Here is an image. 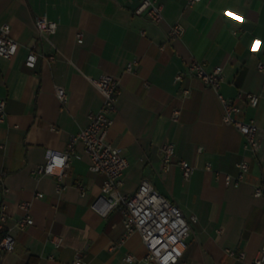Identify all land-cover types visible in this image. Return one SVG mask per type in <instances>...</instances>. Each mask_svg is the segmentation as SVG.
Wrapping results in <instances>:
<instances>
[{
    "label": "crops",
    "instance_id": "crops-1",
    "mask_svg": "<svg viewBox=\"0 0 264 264\" xmlns=\"http://www.w3.org/2000/svg\"><path fill=\"white\" fill-rule=\"evenodd\" d=\"M157 1L159 22L134 14L137 0H0V27L8 23L18 44L13 56H0V206L16 240L12 251L0 252V264H71L76 256L87 264H139L145 255L140 234H125L120 210L103 216L93 206L104 176L88 170L81 142L70 154L63 189H56L54 175L32 172L47 150H64L101 107L91 79L102 73L119 78L107 139L128 160L120 191L132 194L145 177L189 220L183 258L174 264H253L264 246V71L257 68L264 62V0ZM41 15L57 22L45 37L34 25ZM175 23L183 32L170 38ZM31 50L33 67L25 64ZM192 61L222 66L219 92L240 108L236 118L260 128L258 150L245 149L238 129L222 121L215 90L191 74L175 79ZM56 86L66 92L64 103ZM246 92L257 94L256 106ZM165 144L174 149L167 167ZM181 159L194 166L187 178ZM242 159L248 162L244 179L226 185L225 175H235ZM77 182L86 186L84 194ZM23 200L33 223L19 229ZM57 237L60 245L53 242ZM126 254L135 260L127 262Z\"/></svg>",
    "mask_w": 264,
    "mask_h": 264
},
{
    "label": "built area",
    "instance_id": "built-area-1",
    "mask_svg": "<svg viewBox=\"0 0 264 264\" xmlns=\"http://www.w3.org/2000/svg\"><path fill=\"white\" fill-rule=\"evenodd\" d=\"M200 0H187L189 5ZM136 15H144L153 22H159L162 15V5L157 0H137L133 8ZM34 25L38 36L45 37L55 32L57 22L47 18L45 15L36 16ZM10 26L4 23L0 27V56L10 58L17 49V42L9 34ZM183 27L179 23L171 25L168 35L170 38L178 37L182 34ZM77 41H82L81 31L77 32ZM163 44L160 45L162 49ZM54 58L53 55L49 56ZM37 59L36 53L31 50L28 52L25 64L29 67L35 65ZM128 62L126 68L130 70L132 63ZM257 68L264 71V62L258 61ZM191 74L198 77L202 83L215 90L219 101L222 104V121L225 124L234 125L244 138L243 146L252 152L258 150L260 146L259 134L260 128L253 120L244 121L235 117L240 108L231 98H227L219 92L220 83L223 79V68L216 65L207 69L206 64L200 61L190 62L185 71L176 74L175 79L181 80L184 74ZM92 84L102 97L101 107L89 115V122L78 132L72 134L64 150H47L45 161L38 164L34 169L35 175L51 174L56 178V189L61 190L65 187L64 176L66 168L69 166L70 154L74 150L77 142H81L85 151L89 155L88 170L93 173H101L104 176L101 194L94 200L93 206L103 216L112 209H118L123 215L125 234L137 231L140 234L145 246L146 253L139 264H174L183 258L187 238L190 234L189 220L184 215L181 208L165 195L158 192L147 178H142L137 189L132 194H125L120 191L123 183V173L128 166V160L122 154L121 148L114 145L107 139V133L113 123L112 114L117 109V100L120 94L119 78L109 74L102 73L96 78L91 79ZM56 96L61 103L67 99L63 87L56 86ZM247 101L250 105L256 106L258 102L257 94L246 92ZM178 110H175L173 117L176 118ZM5 118V102L0 100V121ZM163 161L165 167L168 166L170 158L174 153L172 144L162 146ZM184 176L187 178L193 172L194 166L186 160L178 161ZM237 172L235 175L226 174L224 182L226 185L237 186L244 179L248 171V162L240 160L236 162ZM205 168L211 169V164L206 163ZM218 174V172H215ZM81 194L86 191V186L82 182H77ZM261 188L256 187L254 195H259ZM35 196L40 198L42 192H36ZM23 214L17 219L16 226L24 229L33 223L30 214L29 201L23 200L19 203ZM194 219V216L191 217ZM6 214L4 207L0 206V252L12 251L15 247V237L5 229L4 221ZM55 245H60V238H53ZM229 254L233 251L227 249ZM243 256V252H240ZM124 259L127 262H133L135 257L132 254H126ZM71 264H87L81 257L76 256ZM253 264H264V246L259 254L253 259Z\"/></svg>",
    "mask_w": 264,
    "mask_h": 264
}]
</instances>
